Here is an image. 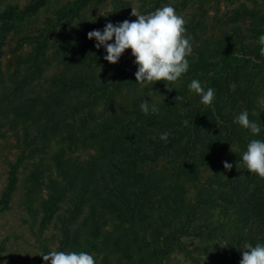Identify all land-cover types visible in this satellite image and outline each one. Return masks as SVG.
I'll list each match as a JSON object with an SVG mask.
<instances>
[{
    "label": "trees",
    "instance_id": "trees-1",
    "mask_svg": "<svg viewBox=\"0 0 264 264\" xmlns=\"http://www.w3.org/2000/svg\"><path fill=\"white\" fill-rule=\"evenodd\" d=\"M47 1L32 0L23 7L5 2L0 10V67L7 34ZM102 1L75 0L62 8L34 37L37 44L0 89V116L26 125L25 144L9 164L0 212L8 209L19 187L20 168L30 159L27 199L45 196L37 210L39 228L59 220V251L98 253L104 264H168L179 250L191 254L189 242L204 264H239L245 242L264 244V179L248 173L240 162L248 140L264 139V130L252 136L233 123L245 109L250 120L264 123L257 90L264 86V55L258 44L264 8L235 10L222 37L197 40L183 84L159 99L144 96L124 103L119 100L126 92L142 84L135 80L134 57L127 61L124 52L117 63H110L103 59L106 51L87 38L121 11L114 8L83 23L82 9ZM76 21L82 25L78 35L62 30H73ZM199 23L187 28L194 32ZM53 66L60 70L43 91L34 93ZM192 79L215 89L212 105L201 104L188 91ZM177 95L183 100L176 102ZM143 100L159 111L144 114ZM164 132L166 142L160 139ZM58 135L52 172L42 153ZM87 144L95 148L89 159L71 154ZM219 152L223 160L189 199L186 182H198L201 166L211 164ZM160 160L161 169L144 170ZM225 161L233 165L231 170L224 168ZM110 221L113 228L105 232ZM4 250L0 243V255ZM49 251L48 246L42 250ZM40 262L49 264L42 258Z\"/></svg>",
    "mask_w": 264,
    "mask_h": 264
},
{
    "label": "rangeland",
    "instance_id": "rangeland-1",
    "mask_svg": "<svg viewBox=\"0 0 264 264\" xmlns=\"http://www.w3.org/2000/svg\"><path fill=\"white\" fill-rule=\"evenodd\" d=\"M7 1L18 7H23L32 0H0V10L5 7V2ZM73 1L75 0H48L35 14L20 22L7 34L1 57L0 89L10 81L12 73H16L19 65L23 64L21 60L37 44L38 39L34 37H38L44 32L48 26L47 24L57 17L59 11L70 5ZM168 4L173 6L176 14L184 18V27L187 29V35H190L192 38L191 44L193 49L195 42L200 38L216 41L222 37L224 30L231 27L228 25L230 24L228 17L235 10H262L264 8V0H103L99 4L92 2L89 6L82 9L85 17L83 23L92 22V20L107 14L114 8L121 11V15L108 20L107 23L112 22L116 24L126 19L134 21L136 17L131 15L132 8H136L141 14H147ZM196 20H200V23L194 30V33L187 26ZM76 23L78 21L75 22L73 30L68 29V27L62 30L78 35L82 29V25ZM238 23L241 24L242 22ZM242 25L243 27L245 26V24ZM57 28L61 32L59 25ZM54 36L55 33H53L51 39ZM124 52L126 60L131 61L133 58L130 54L131 49H127ZM131 63L133 62L131 61ZM57 70H60V67L53 66L49 69L45 79L36 84V91L34 93L43 91V88L47 86L48 80ZM183 82L184 78H180L176 82L169 83L168 87L171 89L175 86H180ZM161 83L162 80L156 81L153 85L144 82L136 91H127L123 99L119 101L123 102L126 100L124 103H131L134 100L142 99L144 96L154 100L159 99L167 90L169 91V88L165 87V82L164 84ZM257 90L259 92L258 109L264 114V86H259ZM99 108L102 110L104 105H101ZM25 127L26 125L21 120L14 125L6 118L0 116V195L6 184L9 164L16 159L25 144ZM58 138L59 135L53 138L49 143L50 147L42 153L45 164L50 166L52 172H54L53 153L58 148ZM93 153H95V148L87 144L81 145L71 154L78 156L82 160H86ZM222 160V153H217L211 164H203L201 166V178L198 182H186L185 186L189 199L194 198L199 186H201L212 173L213 168L220 164ZM163 162L164 160L148 163L145 165L144 170L149 168L159 170ZM32 164V160L29 159L20 168L19 187L8 209L0 212V243L5 245V250L1 254L3 256H0V261H6L7 264H41L40 260L42 256L39 254L43 253L42 250L45 246H48L52 251H59L58 246L61 238L59 220L57 218L54 219L43 231L39 228L37 210L39 201L45 196L37 193L36 195H32L30 200L27 199V176L32 168ZM29 204L33 206L34 212L29 209ZM60 213L63 214L62 211ZM112 228V222L110 221L104 230L107 232ZM187 244V248L191 250V254L189 255L186 251L179 250L171 255L168 264H204L203 255L196 250L194 245L189 244V242ZM93 257L95 264H104L101 254L94 253ZM114 259L113 257V263H115Z\"/></svg>",
    "mask_w": 264,
    "mask_h": 264
},
{
    "label": "clouds",
    "instance_id": "clouds-1",
    "mask_svg": "<svg viewBox=\"0 0 264 264\" xmlns=\"http://www.w3.org/2000/svg\"><path fill=\"white\" fill-rule=\"evenodd\" d=\"M131 15L135 16L136 20L126 19L116 24L108 22L102 30L89 31L87 38H94V46L106 51L103 59L110 63H117L124 51L131 49L130 54L134 57L133 64L136 66V82H148L153 85L156 81L163 80L165 87L169 88L168 84L178 81L190 67L188 57L193 52L192 38L187 35L184 18L176 14L171 4L147 14H141L136 8H132ZM258 44L260 54L264 55V34L258 37ZM187 88L190 93L199 96L201 104L212 105L215 99L214 88L207 87L198 79H192ZM175 100L181 101L183 97L177 95ZM140 110L147 115L150 111L158 112L159 108L149 100H143ZM188 123L187 120L184 121L185 125ZM233 123L247 130L252 136H259L264 130V123L250 120L246 109L233 117ZM160 139L166 142L168 133H161ZM240 162L248 173L264 179V139H249L246 150L241 153ZM223 166L227 170L233 167L227 161ZM225 245L228 243L225 242ZM240 249L242 258L239 264H264V244L256 243L253 246L245 242ZM39 255L49 264H95L93 255L84 251L54 250ZM0 264L7 262L0 261Z\"/></svg>",
    "mask_w": 264,
    "mask_h": 264
}]
</instances>
